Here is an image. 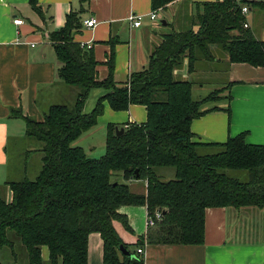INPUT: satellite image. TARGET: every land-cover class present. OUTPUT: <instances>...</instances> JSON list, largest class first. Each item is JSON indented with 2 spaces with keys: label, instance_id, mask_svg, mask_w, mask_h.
Returning a JSON list of instances; mask_svg holds the SVG:
<instances>
[{
  "label": "trees",
  "instance_id": "1",
  "mask_svg": "<svg viewBox=\"0 0 264 264\" xmlns=\"http://www.w3.org/2000/svg\"><path fill=\"white\" fill-rule=\"evenodd\" d=\"M174 1L151 0V11ZM29 5L39 12L37 0H29ZM195 7L189 28L158 37L147 67L121 86L113 80L117 40H109L108 75L99 80L93 50L73 40L82 28L78 14L69 13L63 28L50 35L57 80L69 89V96L49 105L40 121L24 118V137L13 145L24 149L25 162L16 165L22 175L6 184L10 201L0 196V249L8 248L15 260L16 250L23 251L28 264H44V247L48 264H87L88 237L97 233L103 264H143L118 250L127 248L113 222L130 230L126 217L118 213L121 206H144L151 219L155 210L160 212L161 221L146 236L153 245H201L207 208L264 209V146L246 143L245 133L222 144L193 141L191 122L206 113L201 107L218 99L221 91L195 101L192 82L175 73L185 64L191 74L200 63L212 61L215 47L227 54L229 63L264 67V40L243 27L246 16L241 13L246 7L264 18V0H222ZM93 89L104 94L85 113ZM105 103L115 112L143 106L146 121L108 125L105 153L92 159L73 144L97 124ZM10 116L22 115L12 110ZM116 129H123L122 134L117 136ZM31 140L41 144L39 149ZM33 153L41 155V166L31 180L26 159ZM167 169L172 178L164 180ZM133 181H143L146 193H132Z\"/></svg>",
  "mask_w": 264,
  "mask_h": 264
},
{
  "label": "crops",
  "instance_id": "2",
  "mask_svg": "<svg viewBox=\"0 0 264 264\" xmlns=\"http://www.w3.org/2000/svg\"><path fill=\"white\" fill-rule=\"evenodd\" d=\"M214 1L222 0H177L173 3L190 5L188 14L192 19L196 4ZM37 3L39 12L30 7L29 0H0V196L6 201L12 197L6 184L20 180L22 175L21 166H10L12 158L8 146L12 148L14 142L23 139L24 118L40 121L49 105L69 96V89L57 80L58 60L49 38L63 28L69 13L78 14L81 22L91 17L97 20L92 29L82 26L73 34V40L93 50L99 80L108 75L109 40H117L113 47V80L117 86L124 85L131 74L147 67L158 37L166 34L164 28L178 31L173 20L168 26H162L160 21L159 25L151 22V0H89L84 4L82 0H37ZM159 13L157 11L156 15ZM130 15L141 16L139 27L129 24ZM245 16L256 38L264 40V31L256 30L252 25V12ZM14 19L23 23L16 26ZM213 56L212 61L200 63L191 74L187 73L185 64L175 72L188 80L189 76L204 71L207 64H218L213 70L224 73V81L214 90L221 91L219 98L206 102L201 107L206 113L191 122L193 141L222 144L230 137L245 133L246 143L264 146V67L229 63L227 54L216 47ZM196 88L197 91L202 89L201 86ZM103 94V89H93L88 99L92 97L97 101ZM12 110H18L22 116L11 117ZM84 111H87L85 106ZM145 121L143 106L131 105L127 111L115 112L105 103L97 124L75 143H83L100 132L106 138L108 125L121 127ZM26 169L28 172L27 164ZM129 188L134 194L146 193L143 181L130 182ZM118 213L126 217L130 227L127 230L121 222H113L127 249L123 248L143 264H264V209L207 208L201 245L149 244L146 207L121 206ZM141 240L140 246L135 245ZM137 250L142 253L137 254ZM1 254L7 256L8 264H28L23 251L17 253L18 263L12 253H0L3 257ZM41 258L48 264L46 247L42 248ZM87 264H103V244L97 233L88 237Z\"/></svg>",
  "mask_w": 264,
  "mask_h": 264
},
{
  "label": "rangeland",
  "instance_id": "3",
  "mask_svg": "<svg viewBox=\"0 0 264 264\" xmlns=\"http://www.w3.org/2000/svg\"><path fill=\"white\" fill-rule=\"evenodd\" d=\"M176 1H174V2H176ZM189 7H190V5H188V4H183V5L181 3H175L174 4L173 2L172 3H165L164 5H161V7L159 9L160 13H159V16H157V18H158L157 21L159 23V21L164 20V21H166L167 26H168L170 21L173 20L176 23L175 30H178V31L185 30V29L189 28L188 24L191 20L189 14H188ZM192 13H194V12H192ZM252 15H253L252 25L254 26V29H256V30L260 29L259 31L263 32L264 31L263 15L261 13L257 12L256 10L252 11ZM164 30L166 33L172 32L171 29L164 28ZM217 65L218 64H212L210 66L209 64H207L205 66L206 71L204 70V71L200 72L199 74L189 76L188 80L191 81L193 84V94L192 95H193L194 100L203 99L204 97L209 95L212 91H214L217 88V85H219L221 82L224 81V73L221 70L219 72H216L213 70V68ZM199 86H201L202 89L200 91H197L196 87H199ZM87 100L88 101H86V103H85V110H87V111H84L85 113L90 112L93 109V107L95 106V102H96L95 101L96 99H94L92 97L90 99H87ZM32 143L34 145H36V147L41 146V144L38 142L32 141ZM10 146L11 145L8 146V154H9V157L13 159V160L12 159L10 160V164H11L10 166L15 167L17 164L22 165L25 162L24 158L21 155V153L23 152L24 149L22 150L20 144L18 145V149H15L13 146H12V148H10ZM73 146L82 147L84 149V151L88 154L89 158L98 159L101 156H103L105 153L104 133L103 132L97 133L93 138L84 140L83 143L77 142V143L73 144ZM37 149H39V148H37ZM18 151H21V152H18ZM17 152L19 153V157L17 155ZM40 158H41V155L39 153H33L26 159V164L28 166L27 176L31 180H33L36 177V175L39 171V168L41 166ZM167 170L169 171V174H166V176H170V177H166V179H164V180H169L172 178V176H171L172 170L171 169H167ZM157 212H159V211L155 210V213H157ZM155 213L153 214L154 219H155V216H154ZM158 221L160 222L161 218ZM158 221H156V222H158ZM0 253H11V251L8 250V248L4 247V248L0 249ZM16 253H21V251H19L17 249ZM1 255L3 256V257L0 256L1 264H8L7 256L3 255V254H1ZM6 260H7V262H6ZM15 261L18 263L19 257H16Z\"/></svg>",
  "mask_w": 264,
  "mask_h": 264
},
{
  "label": "built area",
  "instance_id": "4",
  "mask_svg": "<svg viewBox=\"0 0 264 264\" xmlns=\"http://www.w3.org/2000/svg\"><path fill=\"white\" fill-rule=\"evenodd\" d=\"M241 13H242V15H246L248 13L247 8L246 7H243L242 10H241ZM156 16H157L156 15V12H151L149 14V19L151 20V22L159 24L158 21H157V17ZM141 19L142 18L139 15H130L128 17V22H129V24L132 27L137 28V27H139L141 25ZM22 23L23 22L20 19H14L13 20V24L16 25V26H20ZM96 24H97V20L94 17H91V18H89L87 20H84L82 22V26L84 28H86V29H92L93 27L96 26ZM243 27L244 28H249V25L247 24V22L244 23ZM86 48H90V46H86ZM154 216H155V219L149 218V220H148V226L149 227H153L154 224H155V222L158 221V220H160V218H161L160 212L155 213ZM136 253L137 254H141L142 251L141 250H137Z\"/></svg>",
  "mask_w": 264,
  "mask_h": 264
},
{
  "label": "water",
  "instance_id": "5",
  "mask_svg": "<svg viewBox=\"0 0 264 264\" xmlns=\"http://www.w3.org/2000/svg\"><path fill=\"white\" fill-rule=\"evenodd\" d=\"M160 24H161L162 26H165L167 23H166V21L162 20V21H160ZM122 132H123V129H120V130L116 129V130H115V134H116L117 136L121 135ZM118 250H119V252H120L121 254H123V255H127V256H130L131 258H133V256L130 255L129 252H127L126 250H124V248H123L122 246H119Z\"/></svg>",
  "mask_w": 264,
  "mask_h": 264
}]
</instances>
